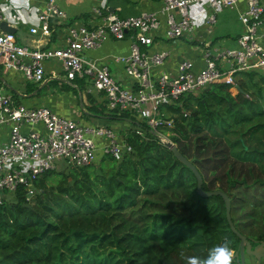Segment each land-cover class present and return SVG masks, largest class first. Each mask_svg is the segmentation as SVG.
Masks as SVG:
<instances>
[{"label":"trees","instance_id":"16d2710c","mask_svg":"<svg viewBox=\"0 0 264 264\" xmlns=\"http://www.w3.org/2000/svg\"><path fill=\"white\" fill-rule=\"evenodd\" d=\"M86 100L88 112L130 120V149L56 178L48 169L31 193L16 186L0 204V264H187L225 239L237 249L220 195L198 194L191 170L150 132L135 134L125 113ZM160 110L172 120L161 130L198 170L201 189L224 192L235 229L251 245L264 240V72H239L233 84L211 83Z\"/></svg>","mask_w":264,"mask_h":264},{"label":"built area","instance_id":"2783aa9c","mask_svg":"<svg viewBox=\"0 0 264 264\" xmlns=\"http://www.w3.org/2000/svg\"><path fill=\"white\" fill-rule=\"evenodd\" d=\"M44 1L36 16L38 27L31 26L28 31L40 33L48 40L62 23L64 28L58 33L57 43L28 46L16 42L12 33L0 31V64L17 71L23 79L39 82L47 78L44 62L58 61L65 71L66 82L72 77H87L90 80L87 90L98 95L104 112L115 116L125 113L136 122L131 130L141 137L150 132L161 143L171 142L168 131L161 130L172 122L163 118L164 112L160 110L163 104L172 103L183 94H194L211 83L233 84L234 74L242 71H264V32L258 31L264 12L261 0H243L244 7L237 14L241 31L235 38V46L213 54L209 40L199 36L203 48L200 67L196 69L192 60L181 58L174 74L161 72L156 77L151 68L162 62L167 51L149 52L140 49V45L151 44L155 36L191 40L198 26L206 36L211 32L216 13L232 8L237 0H158L155 10L125 16L112 12L101 15L95 6L92 11L100 15L101 21L93 25L68 23L56 0ZM8 4L9 0H0V21L10 24L8 20L16 19V11ZM108 37H127L130 41L126 55L108 59L123 62L122 80L110 71L107 63L96 64L82 55ZM218 58L225 62L224 66ZM6 123L8 137L0 142V204L5 199L4 192L14 191L18 185L31 193L33 180L52 169L55 159L80 167L91 163L96 152L119 158L130 149L123 141L125 131L120 134L107 124L76 121L44 104L16 103L11 94L0 91V126ZM23 124L29 127L22 130ZM34 125H39V129Z\"/></svg>","mask_w":264,"mask_h":264},{"label":"crops","instance_id":"0c3cea01","mask_svg":"<svg viewBox=\"0 0 264 264\" xmlns=\"http://www.w3.org/2000/svg\"><path fill=\"white\" fill-rule=\"evenodd\" d=\"M44 0H9L8 6L16 11V19H9L11 23L8 24L14 27L13 36L17 42L26 44L28 46H54L58 39V33H61L64 28V24L58 26L54 31L52 39H48L41 36L40 33H30L28 29L31 26H37V13L43 7ZM264 3V0H261ZM56 3L66 13V22L75 21L85 25H93L101 21L100 15L93 13L92 8L98 6L101 15L106 12H112L117 16L133 15L140 10H155L159 6L158 0H56ZM16 6V7H15ZM244 7L243 0H237L232 8H226L219 14L224 22H228L231 26V33L227 31L221 33L219 36L208 37L205 36L201 26L195 29V36L191 40L194 43L187 42L182 37L176 39H168L162 36H155L153 41L149 45H140V49L146 51L166 50L167 54L163 58L162 62L151 68V74L156 77L159 73L165 72L174 74L176 71V63L181 58H188L192 60L194 67L197 69L201 64V51L203 50L201 43L198 41V37L209 40V49L214 53H218L226 48L235 46V38L241 31V24L238 20L237 14ZM219 17L216 15V20ZM262 22L258 26L260 33L264 32V12L262 14ZM71 21V22H72ZM218 22H221L219 18ZM240 24V27H239ZM189 40V41H191ZM129 39L123 37L120 39L108 37L101 44L95 48H89L83 52V57L87 60H94L96 64L107 63L110 67V71L114 73L120 80H122L121 69L123 62L113 61L109 62V57L116 55L122 56L128 53ZM219 63L224 66L225 62L218 58ZM61 70L59 62L56 60H47L44 62L45 78L41 83L33 84L32 82L23 81L22 77L17 71L3 68L0 64V91L11 94L14 101L22 103L24 105H39L44 104L50 107L56 113L71 118L76 121L91 122L97 124H110L118 133H123L127 128L131 126L129 119H106L108 116L101 117L93 112L87 111L88 96L92 104L99 105L98 95L93 92H88L87 86L85 89L68 90L60 87L61 91L53 90V87H44L47 82L54 78H58L56 75ZM19 74V75H17ZM59 82L65 81L64 78H58ZM66 82V81H65ZM69 83V82H66ZM72 86L75 84H71ZM44 87V88H43ZM43 88V90H41ZM15 94V95H13ZM81 111V112H80ZM116 120H121L118 123ZM129 121V125L127 124ZM29 127L27 124L21 125V129L25 130ZM39 129V125L33 126ZM9 124H2L0 126V142L4 141L8 137ZM97 153V152H96ZM5 197V196H4ZM245 264H264V255L258 260L251 255L244 254Z\"/></svg>","mask_w":264,"mask_h":264},{"label":"water","instance_id":"95a60500","mask_svg":"<svg viewBox=\"0 0 264 264\" xmlns=\"http://www.w3.org/2000/svg\"><path fill=\"white\" fill-rule=\"evenodd\" d=\"M0 31L1 32H10L13 33L14 27L8 25L5 21H0ZM235 88L239 90V87L235 84ZM164 146L170 149L172 154L175 156L177 160L181 163L186 165L195 177V190L198 194L202 196L211 195V194H218L221 196L224 205L225 211V218L228 223L230 230L238 237L237 249L234 250L235 252V260L238 264H245L244 263V254L251 255L255 259H259L262 255H264V240L256 241L254 245L250 244V241L245 238L243 234L238 232L235 227L233 226L230 217H229V199L225 195L224 192L220 191L219 189L213 190H202L201 189V176L192 162L182 156L179 151L176 149L175 145L169 141L163 143Z\"/></svg>","mask_w":264,"mask_h":264},{"label":"rangeland","instance_id":"374dc122","mask_svg":"<svg viewBox=\"0 0 264 264\" xmlns=\"http://www.w3.org/2000/svg\"><path fill=\"white\" fill-rule=\"evenodd\" d=\"M226 9V8H225ZM224 10V9H223ZM222 11V10H221ZM221 11L217 12L216 15L217 17L221 18V22H218L219 18L217 20H215V22L212 24L211 26V33L209 34L208 37L212 38L213 36H219L221 33L227 31V33H231V28H228L230 27L231 25L228 23V22H224V19H222L221 15L219 14ZM239 27H240V24H239ZM18 40V39H16ZM187 42H189L188 39H186ZM17 42V41H16ZM110 68V67H109ZM251 71H256V72H264V71H261L259 69H252ZM243 72V71H242ZM19 75V74H17ZM21 76V75H20ZM58 78H65L67 79L66 77V74H65V71L64 70H59L58 71V74L56 75ZM22 77V76H21ZM58 78H54L52 80H50L49 82H47V85H45L44 87H53V90H57V91H61L60 87H62L63 89H67L69 88L68 90H75V91H78L79 88H86L87 86L90 85V80L87 78V77H83V78H76V77H72L70 79H68V81H70L69 83H66L65 81H61L59 82ZM81 80V83H78L77 80ZM23 81H26V82H32L33 84H37L38 82H35V81H31V80H28V79H22ZM43 81V80H42ZM42 81H39V83H41ZM34 84V85H35ZM71 84H75V85H71ZM43 87V88H44ZM43 88H41V90H43ZM102 107V106H101ZM50 108V107H49ZM103 108V107H102ZM51 109V108H50ZM52 110V109H51ZM53 111V110H52ZM103 111H104V108H103ZM55 112V111H54ZM81 112V111H80ZM56 113V112H55ZM105 113V112H104ZM58 114V113H57ZM107 119V118H106ZM90 121V120H89ZM118 123H122L120 122L121 120H116ZM91 122V121H90ZM127 124L129 125V121H127ZM107 125H110V124H107ZM165 133V132H163ZM169 134V132H167ZM101 152H97L93 161L91 162L92 164H97L100 160V158H102L103 156L105 155H100ZM54 171L53 173L50 175L51 178H56L57 177V174L59 175L60 173H57V172H60V171H63V172H67L69 169H70V165H68L63 159L59 158V159H55L54 160V167L52 168ZM33 187H32V191H33ZM4 196H5V199L6 200H12L13 199V191H6L4 192Z\"/></svg>","mask_w":264,"mask_h":264},{"label":"clouds","instance_id":"9594fccd","mask_svg":"<svg viewBox=\"0 0 264 264\" xmlns=\"http://www.w3.org/2000/svg\"><path fill=\"white\" fill-rule=\"evenodd\" d=\"M230 244L231 241L225 239L223 243L210 249L205 258L188 257L187 264H234L235 252Z\"/></svg>","mask_w":264,"mask_h":264}]
</instances>
